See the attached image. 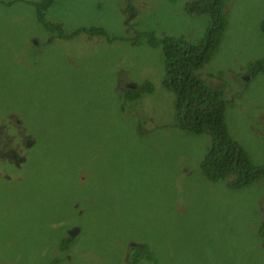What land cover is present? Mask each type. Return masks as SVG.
<instances>
[{
    "label": "rangeland",
    "instance_id": "obj_1",
    "mask_svg": "<svg viewBox=\"0 0 264 264\" xmlns=\"http://www.w3.org/2000/svg\"><path fill=\"white\" fill-rule=\"evenodd\" d=\"M41 1L0 0V126L36 143L28 165L0 166V264H131L132 244L155 246L158 264H264V179L204 178L211 138L178 128L163 50L137 37L201 45L212 18L187 8L207 0H55L45 19L66 38L40 21ZM223 1L196 75L227 89L229 133L264 169V74L246 73L264 60V0ZM94 27L108 37L76 33ZM147 81L154 92L125 110L121 88Z\"/></svg>",
    "mask_w": 264,
    "mask_h": 264
},
{
    "label": "trees",
    "instance_id": "obj_2",
    "mask_svg": "<svg viewBox=\"0 0 264 264\" xmlns=\"http://www.w3.org/2000/svg\"><path fill=\"white\" fill-rule=\"evenodd\" d=\"M54 1L42 0L36 5L38 18L49 27H53V25L46 23L45 12L53 5ZM187 9L191 13L206 14L212 18L213 24L201 45L187 42L183 37L172 38L169 35L158 38L155 34L139 33L137 37H146L150 46L161 47L163 50L166 63L163 86L172 91L175 96L174 103L178 128L185 132L208 134L211 138V145L202 156L203 159L200 165L204 178L213 183L222 181L234 190H241L260 179H264V169H258L253 165L246 150L229 133L225 113L231 102L226 101L227 89L224 86L212 87L196 75V72L215 56L221 32L226 25L224 1L207 0L191 3ZM56 29H58L60 37H65L60 26H56ZM261 29L264 33V22ZM81 32H87L91 36L108 37L103 28L79 31V33ZM247 69L246 73L252 80L255 79L258 75L264 74V60L251 63ZM153 92L154 86L149 81L145 86L140 84L135 88L125 89L121 92L128 95L126 99H123L125 110L130 106L129 102H137L142 96ZM251 119L254 122L258 121L257 117H251ZM35 144L32 141V146L21 152V156L26 157V161L21 160L19 167L15 165L13 167L20 170L22 166L29 164L28 153L33 149V146L35 147ZM231 176H234L235 179L229 180ZM261 232L264 234V221ZM72 239L73 236L71 235L64 240L60 238L59 250L65 251ZM130 247L132 248L129 255L131 264H137L139 260L158 264L159 251H156L155 246L134 244ZM156 248L158 247L156 246ZM56 257V255H52L51 258L53 259L47 264H57L61 258H65L63 255Z\"/></svg>",
    "mask_w": 264,
    "mask_h": 264
},
{
    "label": "flooded vegetation",
    "instance_id": "obj_3",
    "mask_svg": "<svg viewBox=\"0 0 264 264\" xmlns=\"http://www.w3.org/2000/svg\"><path fill=\"white\" fill-rule=\"evenodd\" d=\"M46 21V19H45ZM43 23V22H42ZM46 23H48L46 21ZM45 25L46 28H48V31H51L53 35H55L57 33L58 37H59V32L58 29H56V26L53 25V27H49L47 26L45 23H43ZM49 24V23H48ZM55 37L52 36V39H54ZM125 87H132V84L129 86H125ZM121 88L123 90L127 89V88ZM264 113H260L258 115V118H264ZM3 123V122H2ZM1 123V125H2ZM252 127L257 128L255 125H252ZM5 126H0V166L1 163L7 164L9 163L10 165H15L16 167H19L20 165V161H26V157H22L21 156V152H23L24 149H27L28 147L32 146V141L28 138L30 137H25L23 134L21 133H15V132H6L4 130ZM7 128V127H6ZM260 130V129H259ZM134 245V244H132Z\"/></svg>",
    "mask_w": 264,
    "mask_h": 264
},
{
    "label": "clouds",
    "instance_id": "obj_4",
    "mask_svg": "<svg viewBox=\"0 0 264 264\" xmlns=\"http://www.w3.org/2000/svg\"><path fill=\"white\" fill-rule=\"evenodd\" d=\"M225 12V11H224ZM58 26V25H57ZM62 28V27H61ZM94 28H98V27H94ZM63 29V28H62ZM83 30H87V29H83ZM83 30H78L76 33L77 34H82V33H85V34H88L87 32H81V33H79V31H83ZM63 33L65 34V31H64V29H63ZM89 35V34H88ZM89 36H91V35H89ZM60 37V36H59ZM67 36H66V34H65V37H60V38H66ZM92 37H97V36H92ZM107 37V36H106ZM133 87H130V88H135L136 86L135 85H132ZM232 177V176H231ZM234 177V176H233ZM78 229V232H77V234L76 235H72V233L73 232H75L76 230ZM79 231H80V229L79 228H74L73 230H71L70 232H69V235H68V237L71 235V236H73V238L75 237V236H77L78 235V233H79ZM67 237V238H68ZM67 238H65V237H63V240L64 239H67ZM51 259H53V258H49L47 261V263H49V261L51 260ZM128 259H129V257H128Z\"/></svg>",
    "mask_w": 264,
    "mask_h": 264
},
{
    "label": "water",
    "instance_id": "obj_5",
    "mask_svg": "<svg viewBox=\"0 0 264 264\" xmlns=\"http://www.w3.org/2000/svg\"><path fill=\"white\" fill-rule=\"evenodd\" d=\"M247 76H249V75H247ZM244 77L243 79H245V80H247L246 82H249V80H250V77ZM133 87V86H132ZM77 232H78V229L75 231V232H73L72 233V235L74 236V235H76L77 234Z\"/></svg>",
    "mask_w": 264,
    "mask_h": 264
}]
</instances>
